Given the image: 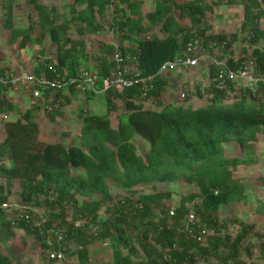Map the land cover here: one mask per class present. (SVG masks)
<instances>
[{
    "label": "trees",
    "instance_id": "1",
    "mask_svg": "<svg viewBox=\"0 0 264 264\" xmlns=\"http://www.w3.org/2000/svg\"><path fill=\"white\" fill-rule=\"evenodd\" d=\"M152 1L155 3L153 9L143 13L144 0H74L73 12L78 5H84V9L71 19L63 18L58 22L59 13L55 7L40 0H27L37 20L29 15L30 23L23 28L15 27L10 2L6 4L4 28L11 31V40L20 49L32 39L47 35L58 46L59 53L55 64L37 67L35 74L41 75L44 69L42 74L47 78L69 79L88 70L79 68L87 61L84 43L73 41L67 35L71 23L82 22L84 30L99 31L96 15L102 16L111 10L109 28L117 29L122 43L118 46L100 43L98 69L88 70L97 74L98 89L102 88L103 78L114 65L116 51L137 56L143 74L152 75L157 74L166 61L183 55L187 43L196 38H202L206 47L214 44L231 54L239 33L244 34L248 42L241 49L246 55L229 56L226 63L238 69L243 62L252 60L256 71L264 74V28L259 24L264 16V0H243L240 31L229 35L207 33L208 24L202 22L207 11L203 0ZM125 5L127 9L123 8ZM186 18L195 27L194 31L181 23L180 20ZM79 32L83 33V28ZM125 40H130L132 45L125 47ZM5 71L1 68L0 74ZM209 71L211 76L215 75L216 66L211 65ZM10 85L0 84V114L13 109L6 97ZM231 86L229 93L214 90L210 101L201 98L198 92L196 95L202 100L193 103L203 104L198 107L187 97L194 92L182 91L178 85L174 88L167 74L157 77L146 96L139 85L120 93L110 90L106 92V114L82 115L81 145L66 146L61 141L40 138L39 123L32 111L23 113L22 118H8L4 121V137L0 140V176L20 182L25 202L38 203L43 198L52 209L44 212L46 223L36 226L32 217L27 221L15 214L8 220L7 209L0 208V224L8 229L12 224L17 225L34 235L33 247L47 249L51 262L59 259L50 258V253L61 249L65 256L63 247L71 241L78 242L79 258H87V249L79 244L86 243L88 223L92 222L98 224L92 238L111 237L114 244L129 246L126 254L121 252L113 264H134L133 256L140 254L139 251L144 258L137 264H194L197 257L210 256H216L218 264H240L236 256L242 243L249 236L257 235L254 224L241 223L235 238L216 236L208 245L200 241V235L207 229L205 226L220 229L216 216L222 206L248 198L246 182L235 178L231 169L261 162L257 146L259 133L264 134V85L255 92ZM75 88L72 84L54 95L67 99ZM230 94L238 96L227 104L225 99ZM115 96L125 104L116 124L111 117L117 111ZM225 143L240 148L241 154L226 155ZM178 181L194 182L198 189L183 195L180 205L170 215L169 209L164 207L165 200L171 197L168 186ZM161 185L166 186L165 189ZM147 186L150 190H146ZM82 198L89 200L80 203ZM196 199H199L196 209L200 217L191 223L187 204ZM9 200L0 186V203ZM69 206L77 211L73 221L67 223L62 212ZM104 207L106 218L99 215ZM54 218H62V222L68 224L67 230L54 228L55 236L46 240L40 232L51 230ZM195 231L198 235L192 236ZM58 234L63 235L61 242ZM136 239L139 240L138 248L133 244ZM261 239L260 252L264 258V236ZM2 244L0 242V264H13L12 258L4 254ZM220 248L228 250L222 258L218 255ZM9 251L17 257L14 246H10ZM246 252L253 255L250 247H246Z\"/></svg>",
    "mask_w": 264,
    "mask_h": 264
},
{
    "label": "rangeland",
    "instance_id": "2",
    "mask_svg": "<svg viewBox=\"0 0 264 264\" xmlns=\"http://www.w3.org/2000/svg\"><path fill=\"white\" fill-rule=\"evenodd\" d=\"M43 4L55 7L59 13L58 22L63 21V18L71 19L77 11L80 12L84 9V5L76 6V12L71 10L74 0H40ZM180 1V0H177ZM188 1V0H183ZM203 0V6L207 8L206 16L203 18V23L208 24V34H233L240 31L244 5L243 0ZM12 3L13 15L15 27L23 28L29 25V15L34 20H37V16L31 13L27 0H0V69L9 70L18 76L23 74L37 73V67H46L55 64L56 58L59 53V48L54 44L47 35H43L37 39H32L31 42L23 49L17 47L16 42H13L10 37L11 31L4 28V22L6 18V4ZM155 3L152 0H144V4L141 8V12L146 13L153 9ZM127 9L126 5L123 7ZM264 8V5H263ZM112 11L106 12L104 15H96L97 23L101 30L99 31H86L82 22L74 21L71 23L67 35L73 41H80L84 43L85 54L87 55V61L84 66L79 68L88 69L94 71L98 69L97 57L99 56L100 43H111L116 46L122 42L121 36L117 34V29L109 28L112 25ZM8 17V16H7ZM186 28L195 30V27L191 26L189 18L180 20ZM260 26L264 28V16L259 22ZM203 25V24H202ZM83 28V33L79 32V29ZM248 44L244 34L239 33V39L234 42L232 46V53L226 51L224 48L220 50L216 45L211 44L210 47L204 46L203 39L201 38L200 52L198 53L199 64L187 69L185 74L177 71L169 73L171 83L174 88L176 85L182 87V91H193L191 95H187L191 99V104L196 102L195 100L203 98L210 101L213 99V92L207 91L211 72L210 66L215 62H224L229 56L240 58L246 55L242 53L243 46ZM123 45L130 47L132 43L130 40H125ZM248 53V52H247ZM46 64V65H44ZM41 72L39 76H45ZM180 71V70H178ZM196 71V72H193ZM191 73V74H190ZM182 75V76H181ZM187 76V77H186ZM183 77H186L183 79ZM6 92V97L11 100L13 105L11 115L13 118H22L23 113L26 111H33L34 119L39 123L40 135L39 137L46 141H61L66 146L81 145L79 138V127L81 126V117L83 114H106V92L92 93L91 90H82L76 85L73 93L64 98L62 96V102L56 106L46 103V101L40 99L38 103H33V91L38 88L36 83L24 82L22 80L19 85L11 84ZM201 93L202 97L197 96V93ZM31 95V96H30ZM238 94H230L226 97L227 104L234 101ZM114 105L117 107V111L114 112L111 117L116 124L119 120V116L124 111L125 104L120 97L115 96ZM239 99V98H237ZM69 100V101H67ZM202 100V99H201ZM200 103L193 104L198 107ZM7 113L0 114V140L4 137L3 124L8 118H11ZM15 112H19L16 114ZM226 155H238L241 154L240 148L234 145L225 143ZM257 154L261 158V162L252 166H238L233 167V176L237 179L246 182L248 198L243 202L230 203L220 208L218 215L216 216L218 222V228L214 226H205L207 229L201 234L200 241L204 245H208L212 239L216 236L229 235L230 238H235L240 231L241 223H248L255 225L256 234L249 236L243 243L240 253L236 256V260L240 264L249 263H263L264 258L260 252L261 236H264V134L259 133V141L257 146ZM6 162V160H5ZM9 164V163H8ZM0 186L10 197L9 204L11 207L7 209L8 220L12 219L15 214L17 215L20 210L26 208V211L31 214L32 221L36 226H42L46 223L47 218L44 217V212L52 209L50 203H45L44 199L38 200V203L25 202L22 198L21 184L18 180H6L0 176ZM166 186L161 188L165 189ZM171 190V197L166 199V209L177 208L183 198V195L193 193L197 191L198 186L196 183L188 181H178L169 185ZM146 190H150L147 186ZM115 194L116 191L113 190ZM88 198L80 199V203H85ZM190 214L195 215V222L199 219V213L196 206L199 205V199L192 202H188ZM171 208V209H170ZM105 207L100 209L99 215L102 218L108 217L104 211ZM76 208L69 206L63 213L65 222L70 223L74 219ZM108 213V212H107ZM190 218V215H189ZM62 218H54L52 221V229H48L47 232L41 231L40 235L46 240H52L55 236L54 228H62V231L67 230V225L62 222ZM89 227L86 232V243L79 244L84 246L88 251V257L79 258L78 242L71 241L64 245L65 257L59 261L51 262L47 258V249H43L42 246L34 245V235H29L23 228L13 225L11 228H6L0 224V242L3 243L1 248L4 250V254H8L12 258L13 264H113L116 257H120L121 252L128 251V247L122 243H113L112 238H92L91 234L97 230L98 224L89 222ZM57 226V227H56ZM198 231L192 233V236L198 235ZM139 240H135L133 244L139 246ZM5 244V245H4ZM14 246L17 257L11 255L9 247ZM246 247H250L252 254L246 252ZM226 248H220L219 257L226 256ZM134 255V264L144 258L142 252ZM194 264H218V258L216 256H210L208 258H199ZM232 264V262H231Z\"/></svg>",
    "mask_w": 264,
    "mask_h": 264
},
{
    "label": "built area",
    "instance_id": "3",
    "mask_svg": "<svg viewBox=\"0 0 264 264\" xmlns=\"http://www.w3.org/2000/svg\"><path fill=\"white\" fill-rule=\"evenodd\" d=\"M202 48L201 40L196 38L193 41L187 43L185 49L183 50V55H177L175 58L166 61L160 67L157 74L144 75L142 70L138 65L137 56L130 52L121 53L116 51L113 55L114 65L106 77L103 78L102 88L98 89L96 82L98 81V76L96 73H91L88 70H83L78 77H72L65 79H50L46 76H39L37 74H23L18 76L14 73L6 70L4 74H0V84L7 86L9 84L17 85L24 80V82L36 83L38 88L33 91V103H38L40 99L46 101V103L56 106L62 102V97L57 98L54 94L59 90H66L72 84L78 85L83 91L88 89L92 92H108L113 90L115 92H123L126 89L134 87L136 85L141 86L145 91L144 96L147 95V91L152 89L154 82L157 77L178 71L182 68H194L199 64L198 53ZM139 55V51L137 53ZM216 73L209 79V84L207 86V91L221 90L229 93L232 87L235 85L238 88L245 89L251 92H255L261 84L264 85V74H259L255 67L254 61L249 60L248 62H243V65L238 69L231 68L226 61L215 62ZM48 95H45L47 90ZM186 95V92L183 96ZM36 203L35 201H33ZM11 207L9 202H1V209H8ZM174 214V209H171L170 215ZM18 216L30 221L31 214L26 211V208L20 210ZM190 222H195V215L190 214ZM14 223V222H13ZM63 235L58 234V241H62ZM64 253L61 249L57 251H52L50 253V258L52 259H63Z\"/></svg>",
    "mask_w": 264,
    "mask_h": 264
},
{
    "label": "crops",
    "instance_id": "4",
    "mask_svg": "<svg viewBox=\"0 0 264 264\" xmlns=\"http://www.w3.org/2000/svg\"><path fill=\"white\" fill-rule=\"evenodd\" d=\"M187 69H190V71L192 70L191 68H182V69H180V71H177V72H179V73H183V74H185L186 72H187V75L189 76V72L190 71H187ZM193 72H196V71H193ZM191 74V73H190ZM167 75H169V73H167ZM182 76V75H181ZM187 77V76H186ZM186 77H183V79L184 78H186ZM169 78H170V76H169ZM10 102H11V100H9ZM13 105H14V103H13ZM9 112V111H8ZM33 112V111H32ZM16 114H18L19 112H15ZM9 115H10V117L12 118V119H14L11 115L13 114V112L12 111H10L9 113H8ZM33 114H34V112H33Z\"/></svg>",
    "mask_w": 264,
    "mask_h": 264
}]
</instances>
